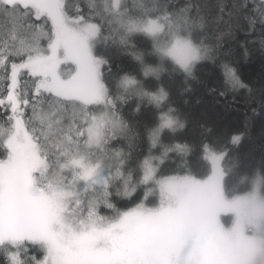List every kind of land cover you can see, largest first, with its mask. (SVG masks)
I'll list each match as a JSON object with an SVG mask.
<instances>
[{
	"label": "snow or ice",
	"instance_id": "1",
	"mask_svg": "<svg viewBox=\"0 0 264 264\" xmlns=\"http://www.w3.org/2000/svg\"><path fill=\"white\" fill-rule=\"evenodd\" d=\"M233 9L221 4L218 19L242 15L249 32H264V0ZM206 23L199 5L170 9L162 0H0L5 264H264V162L233 183L236 162L204 145L203 173L162 175L169 153L188 149L162 141L184 124L174 108L165 111L161 80L195 79L197 64L218 53L202 34ZM138 36L149 47L139 48ZM112 47L136 62V74L113 72ZM221 67L226 90L248 88L230 63ZM131 100L134 113L159 112L138 163L135 127L122 115ZM118 198L139 203L121 210Z\"/></svg>",
	"mask_w": 264,
	"mask_h": 264
},
{
	"label": "trees",
	"instance_id": "2",
	"mask_svg": "<svg viewBox=\"0 0 264 264\" xmlns=\"http://www.w3.org/2000/svg\"><path fill=\"white\" fill-rule=\"evenodd\" d=\"M162 2H166L170 9L184 7L187 4L199 5L201 15L205 16L207 21L202 33L208 37L206 43L214 47L219 45V51L212 59L202 60L197 64L195 79L185 82L181 73L171 76L165 74L162 77L161 82L169 93L165 111L168 106L174 108L176 110L174 115L184 124L183 128L175 132L166 130L162 134V141L165 145H185L188 149L184 153L170 152L166 164L161 166L162 175L203 173L207 167V162L203 159L204 145L226 152L228 158L236 162L237 175L233 183L254 171H261V164L264 162V107L261 105V100H264V47L261 40L264 39V32L259 25L254 32H249L242 15L239 19L235 17L230 19L227 15H224L223 19H218L221 15L219 12L221 4L225 6L226 13L234 11L233 5L242 3L243 0H162ZM218 36L220 38L217 40ZM135 43L141 49L150 45L142 36H138ZM107 56L110 58L114 73L117 69L132 74L138 71L136 62L118 48H109ZM224 62L236 68L237 74L248 88L237 91L225 89L221 67ZM72 67L70 64L61 65L65 72L72 71ZM221 92H225V95L221 96ZM135 105V100L129 101L123 106L122 115L135 127L137 139L132 149V159L138 163L149 154L147 129L154 127L158 122L159 112L149 106L137 114L133 111ZM3 119L4 113L0 109V121ZM235 135L241 136V141L237 145L231 143ZM127 143L128 141L124 140L113 146L124 148ZM159 154L158 149H152V155ZM0 158H3V149H0ZM245 190V186L240 185L239 192ZM113 203L121 210H126L139 203V199L118 198L113 200ZM109 214L106 209H101V215ZM224 219L227 221V217ZM31 255L35 256L37 253L32 252ZM0 264H5L3 257H0Z\"/></svg>",
	"mask_w": 264,
	"mask_h": 264
},
{
	"label": "rangeland",
	"instance_id": "3",
	"mask_svg": "<svg viewBox=\"0 0 264 264\" xmlns=\"http://www.w3.org/2000/svg\"><path fill=\"white\" fill-rule=\"evenodd\" d=\"M242 194V193H241Z\"/></svg>",
	"mask_w": 264,
	"mask_h": 264
}]
</instances>
